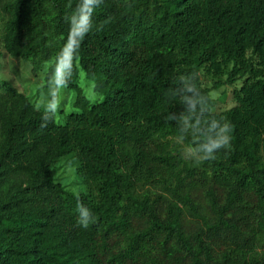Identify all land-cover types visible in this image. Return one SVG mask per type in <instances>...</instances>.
Returning <instances> with one entry per match:
<instances>
[{
	"label": "trees",
	"instance_id": "1",
	"mask_svg": "<svg viewBox=\"0 0 264 264\" xmlns=\"http://www.w3.org/2000/svg\"><path fill=\"white\" fill-rule=\"evenodd\" d=\"M0 15L9 56L35 74L56 60L48 84L68 51L79 110L60 124L0 84V264H264V0H0ZM230 69L248 78L218 114L201 75ZM68 156L95 196L56 182Z\"/></svg>",
	"mask_w": 264,
	"mask_h": 264
},
{
	"label": "rangeland",
	"instance_id": "2",
	"mask_svg": "<svg viewBox=\"0 0 264 264\" xmlns=\"http://www.w3.org/2000/svg\"><path fill=\"white\" fill-rule=\"evenodd\" d=\"M3 24L4 21L0 15V84L3 82L11 83L20 93L26 95L36 107L50 112L55 116L58 123L64 124L69 114L79 111L76 106L78 93L71 91L60 83L69 62L68 51L57 61V73L48 84L46 77L50 71V67L56 60L54 59L52 63L44 66L37 74L33 73V68L29 63L9 56L4 50L2 44ZM59 46L60 43L58 42L57 47ZM230 71L231 69L226 71L225 75L221 77H216L206 72H202L201 75L204 87L211 91V96L216 102L214 111L218 114L236 107L235 93L243 87L248 78L247 76L230 83ZM78 84L82 93L91 104L103 101L104 97L95 93L93 83L87 80L84 74L80 75ZM171 143L174 153L175 150L180 152L185 162L193 166L201 165L202 156L194 152L184 142L174 140ZM262 155L264 158V150ZM81 167L80 161L75 156H68L57 161L55 163L56 182L72 194H90L95 196L94 189L80 176Z\"/></svg>",
	"mask_w": 264,
	"mask_h": 264
}]
</instances>
